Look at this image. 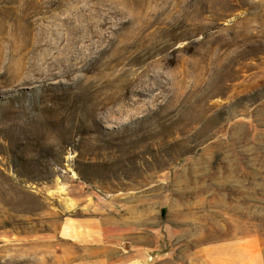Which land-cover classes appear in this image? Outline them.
<instances>
[{
    "label": "rangeland",
    "instance_id": "374dc122",
    "mask_svg": "<svg viewBox=\"0 0 264 264\" xmlns=\"http://www.w3.org/2000/svg\"><path fill=\"white\" fill-rule=\"evenodd\" d=\"M0 33L40 44L0 68V264L131 207L169 264H264V0H0Z\"/></svg>",
    "mask_w": 264,
    "mask_h": 264
},
{
    "label": "crops",
    "instance_id": "0c3cea01",
    "mask_svg": "<svg viewBox=\"0 0 264 264\" xmlns=\"http://www.w3.org/2000/svg\"><path fill=\"white\" fill-rule=\"evenodd\" d=\"M157 237L155 216L134 207L126 214L94 209L89 216L67 219L58 234L81 250L82 264H169L170 251L158 249ZM61 251L70 260L68 249Z\"/></svg>",
    "mask_w": 264,
    "mask_h": 264
},
{
    "label": "bare ground",
    "instance_id": "6f19581e",
    "mask_svg": "<svg viewBox=\"0 0 264 264\" xmlns=\"http://www.w3.org/2000/svg\"><path fill=\"white\" fill-rule=\"evenodd\" d=\"M21 34H13L14 37L9 38L7 35L0 33V68H19L20 71L23 70L29 53L40 47V44L37 43L29 46V40H27L28 42L25 41L26 43L22 41V48L19 51H16L15 41L18 38L19 41L28 38L24 34ZM5 72L2 74L7 76V72Z\"/></svg>",
    "mask_w": 264,
    "mask_h": 264
},
{
    "label": "trees",
    "instance_id": "16d2710c",
    "mask_svg": "<svg viewBox=\"0 0 264 264\" xmlns=\"http://www.w3.org/2000/svg\"><path fill=\"white\" fill-rule=\"evenodd\" d=\"M226 1H227L228 3H231V0H226ZM204 7H205V8L208 7L207 3L204 5ZM223 10H224V12H227V9L224 8Z\"/></svg>",
    "mask_w": 264,
    "mask_h": 264
}]
</instances>
